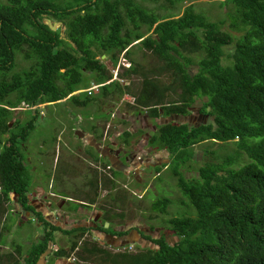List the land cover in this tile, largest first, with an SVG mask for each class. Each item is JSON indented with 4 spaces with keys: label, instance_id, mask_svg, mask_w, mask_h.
<instances>
[{
    "label": "trees",
    "instance_id": "1",
    "mask_svg": "<svg viewBox=\"0 0 264 264\" xmlns=\"http://www.w3.org/2000/svg\"><path fill=\"white\" fill-rule=\"evenodd\" d=\"M219 4L233 9L228 24L195 11L192 2L181 13L165 16L137 0L0 2V200L29 191L27 162L18 158V150L39 114L38 107L31 106L62 98L77 105L92 103L97 100L92 94L96 88L81 91L82 98L73 93L90 86L83 75L93 77L103 99L118 100L129 93L133 103L147 108L151 116L160 115V109L163 115L183 114L201 99L203 121L189 124L174 117L158 124L152 138L173 154L170 168L194 209L167 218L164 234L177 239L169 242L162 235L156 239L157 247L106 251L96 260L264 264V0ZM46 17L59 22L55 29ZM227 45L230 51L225 50ZM134 48L150 51L156 63L144 67L131 56ZM18 51L29 64L14 71ZM120 53L129 65L112 78L107 60L114 67ZM190 53L197 55L194 72L189 70ZM132 75L140 77L137 91L131 82H121ZM23 103L28 107L19 110L21 116L14 115L15 107ZM206 115L211 116L209 121ZM205 140L218 145L230 142L236 151L221 160H206L196 176L185 177L180 166L192 157V145ZM99 176L94 173L97 183ZM170 201L157 196L151 207L165 213ZM51 227L46 231L44 225L48 239L56 228ZM46 244V239L33 242L24 264H37ZM15 249L21 252L20 245ZM1 258L0 253V262Z\"/></svg>",
    "mask_w": 264,
    "mask_h": 264
},
{
    "label": "flooded vegetation",
    "instance_id": "2",
    "mask_svg": "<svg viewBox=\"0 0 264 264\" xmlns=\"http://www.w3.org/2000/svg\"><path fill=\"white\" fill-rule=\"evenodd\" d=\"M123 105L127 108L125 111H120V102L117 105L113 103L108 109L106 108L109 105L97 104L100 115L87 128L70 123L68 129L62 128L53 136L56 143L62 141V135L67 130L68 134L65 133L64 137L69 149H78V154L84 160L82 162H87L89 167L96 166L92 167L105 176L104 179L97 183L94 174L89 172V175H84L85 179L78 181L79 188L74 192L61 187L64 185H60L61 176L49 175L41 183L36 181L34 189L26 192L24 196L10 198L16 208L15 212H19L25 220L34 219L40 232L32 238L35 241L47 240L43 251H49L45 258L38 257L37 264H102L96 258L106 251L133 252L139 247H157L156 239L162 235L169 241L170 235L164 234V229L158 231L159 228L152 224L127 225L126 214L122 208L127 201L133 200L134 193L138 194L133 191V183L154 179L160 170V164L167 168L171 165L173 154L167 147L152 139L158 130V124L174 117L173 120L176 121L197 124L205 119V114L201 112L200 106L192 108L193 103L188 106V112L183 114L163 115L160 109V115L157 116H151L145 107H137L133 100L126 99ZM187 117L195 119L191 121ZM100 120H104L103 126H98ZM116 121L120 124L129 122L136 126H115ZM70 137L79 142L76 141L71 147L68 144ZM159 150L163 151L162 156ZM57 152L55 145V157ZM77 163L76 167L79 165ZM140 195L142 198L144 192ZM0 208L3 210L5 207ZM51 226L56 228L52 229L51 238L48 239L43 230L47 231Z\"/></svg>",
    "mask_w": 264,
    "mask_h": 264
},
{
    "label": "rangeland",
    "instance_id": "3",
    "mask_svg": "<svg viewBox=\"0 0 264 264\" xmlns=\"http://www.w3.org/2000/svg\"><path fill=\"white\" fill-rule=\"evenodd\" d=\"M4 1L5 0H0V2ZM137 1L147 6L148 8L153 9L157 13L162 14L163 16L179 14L188 3L192 2L195 11L205 14L209 19L213 21L225 19L226 24H228L229 19H231L229 12L233 11V9L230 7V4H219L220 0H178L173 2H168L166 0ZM162 4H164L165 7H163ZM57 23L59 24L58 21ZM233 34L237 35L238 32L233 31ZM225 50L230 51L231 46H225ZM131 56L134 57L137 61H140V63L144 65V67H149L157 61L156 57L148 50H144L143 52L134 48ZM99 57L102 58V54L101 56L99 55ZM188 57L192 59L189 70L191 72H194L196 70V64L194 63V60L197 59V55H195L194 53H190ZM128 62V60L122 57V53H120V55L118 56L117 64L114 67H112L110 65V62L107 60V64L109 65V72H111V74L113 75L112 78L117 77L119 72L123 71V68L129 65ZM28 64L29 62L22 58V51L16 52L15 65L13 70H19L22 67L27 66ZM85 76L83 75V77L85 78L84 82H89L90 80V85L96 84L92 76L87 74H85ZM162 76L163 80H167V75L162 74ZM121 82H131V89H133V91H137L140 86V77L138 75H132L129 80L124 81L123 79H121ZM82 85L83 84H81V86ZM97 88L95 90H92V94L96 96L97 100L93 101L92 103H88L86 106L75 104V101L73 99L64 101V98H62L58 102H50L46 103V105H39L38 111L43 113L42 117L37 116L34 128H32V130L29 132V135L25 140V144H21L18 150V158L21 157L23 161L26 160L27 162L26 167L29 176L31 177L30 185L28 186L29 191L34 189L36 181L37 183H41V181L43 179H47L49 175H55L62 176L60 185H62L63 183L64 185L61 187H65L69 191L73 190L75 192L76 189L79 188L78 181L85 179L84 175L89 173V170L87 169L88 165H84L82 163L77 166L78 168H68L65 169L64 172L62 171L64 168V154L68 150V146L65 143V141L67 140L65 139L64 134H68V131L66 130L62 135V141H58L57 143L53 141V136L54 134H57L62 128L68 129L70 127V123H74L77 126L81 125L84 128H87L88 124L90 122H93L97 118V116L100 115L97 104L109 105L106 108L108 109L110 108V105L112 106L113 103L117 105L120 102L122 103V108L120 109V111H125V109H127L125 108L126 106L123 105V103H125V100H133L132 95L129 93H124L121 97H119L118 100L103 99V97L99 96V91ZM76 94H80L79 96L81 98L84 96L81 91H77ZM172 97H175V95H172ZM201 105L202 100L196 99L193 102L192 108H198ZM24 108H27V106L23 105L20 109L16 108L14 115L21 116L19 110ZM68 113H71V116H68ZM192 114L190 116H192ZM186 119L194 121L195 117H187ZM206 119L207 121H209L211 119V116L208 115ZM97 124L98 126H103L104 120H100ZM119 125L122 127L128 125L133 127L136 126V124H130L129 122H122V124H120L118 121H116L115 126ZM76 141L73 137L68 138V144H70L71 147L72 145L76 144ZM210 142L211 141L205 140L192 145V157L180 166V170L184 173L185 177L196 176L198 166L202 165L206 160H221L225 155L233 154L236 151V147L230 142L226 145H218L219 143ZM55 145L58 152L56 159L53 160V148L55 147ZM158 152L161 153V156L163 155L162 150H159ZM242 157L243 160H246V156L244 154H242ZM164 158L166 157L164 156ZM162 165L163 164L159 165L158 169L160 170L157 173L156 177H154V179H149L148 181L140 182L138 184L133 183V191L137 192L138 194L136 195L134 193L133 200L127 201V204L122 208V210H124L126 214L125 220L127 221V225H141L147 223L148 225L152 224L155 227H158V231H162L166 225V220L168 217L172 215L182 214L184 213V211L188 210L194 211V209H192V207L188 204L187 197L181 194L172 169L170 167H162ZM140 172H142V170ZM62 173L66 174L62 175ZM79 175L80 177H78ZM141 192H144V196L142 198L140 195ZM162 195L169 197L171 200L166 207L165 213H161L160 211L151 207L153 200L157 196ZM15 196V194H11V198H14ZM1 202L2 203L0 204V207L3 206L5 208H3V210L0 208V232H2L0 235V253H3L2 251L6 252L9 249L10 251H14L15 244L20 245L22 250H29L32 246V243L37 242L34 240V238H32L34 237L32 235L33 232L38 228L35 224L34 219H32V221L34 222L25 220L22 215L14 214L10 209H7L5 212L6 208L13 207L14 210H16V208L14 207V204L10 199L1 200ZM18 216H20V218ZM19 219L20 221H18ZM7 228L8 230H6ZM4 230L6 231L4 232ZM57 234L58 232H56V236ZM59 238L57 239L58 242ZM174 240H176V237L170 235L169 241L172 242ZM5 245H7V249L3 248ZM2 255L3 258L1 259L3 260L5 258V255L4 253ZM20 257L22 258L21 261H24V253L20 254ZM3 263H7L6 260H4Z\"/></svg>",
    "mask_w": 264,
    "mask_h": 264
},
{
    "label": "crops",
    "instance_id": "4",
    "mask_svg": "<svg viewBox=\"0 0 264 264\" xmlns=\"http://www.w3.org/2000/svg\"><path fill=\"white\" fill-rule=\"evenodd\" d=\"M91 86V85H90ZM90 86H88V87H90ZM88 87H86V88H88ZM50 102H52V101H50ZM50 102H42V103H40V104H44V105H46V103H50ZM39 112V111H38ZM41 113V114H40ZM42 112H39V114H38V116H41L42 117ZM81 146H83V145H81ZM68 150L65 152V154H64V158H63V163H64V168H63V172H64V170L65 169H68V168H74L73 167V164H74V166H75V163H77V162H79V163H77V164H80V163H82V164H87V162H82V161H84L83 160V157L82 156H80L79 154H78V149H77V151H73V150H71V149H69V148H67ZM81 150H84V148L83 147H81ZM56 159V157H55V155H53V160H55ZM88 165V164H87ZM93 166V165H92ZM88 166L87 167V169L89 170V172L90 173H92V174H94L95 172H98L99 173V180H101V179H104V177L105 176H103L102 174H100V172L99 171H97V170H95V168H93V167H96V166ZM75 168H78V167H76L75 166ZM90 173H87L86 175H89ZM63 174H66V173H62V175ZM102 175V176H101ZM62 177V176H61ZM8 209H10L14 214H19V212H15L14 211V209H12V208H8ZM6 210L7 209H5V212H6ZM6 214V213H5ZM5 214H4V216H5ZM19 218H20V216H18ZM18 221H20V219L18 220ZM6 230H8V228L6 229ZM6 230H4V232L6 231ZM36 231V232H35ZM35 231L33 232V234L32 235H37V233H39L40 232V230H38V229H35ZM0 233H2V232H0ZM25 242H28V241H25ZM31 243V242H30ZM15 247L17 246L16 244L14 245ZM15 247H14V251H10V249L9 250H7L6 252H8V254L11 252L12 254V256L10 257L9 256V258L8 257H5L1 262H0V264H14V262L15 261H18L19 262V264H24V261H21V257H20V254H22V253H25L26 252V250H22L21 249V252L19 251H17L16 249H15ZM1 248V247H0ZM4 249H7V245H5L4 247H3ZM4 254L6 253V252H4V251H2ZM3 253H1V254H3ZM8 258V259H7ZM4 260H6V262L7 263H3V261ZM8 261H10V262H8Z\"/></svg>",
    "mask_w": 264,
    "mask_h": 264
},
{
    "label": "water",
    "instance_id": "5",
    "mask_svg": "<svg viewBox=\"0 0 264 264\" xmlns=\"http://www.w3.org/2000/svg\"><path fill=\"white\" fill-rule=\"evenodd\" d=\"M45 21L48 23V25L55 29V27H57L58 23L57 21H52L50 18H47L45 19ZM106 55L105 54H102V58L105 59ZM49 251V250H48ZM48 251H43L40 255H39V258H45V256L47 255Z\"/></svg>",
    "mask_w": 264,
    "mask_h": 264
},
{
    "label": "clouds",
    "instance_id": "6",
    "mask_svg": "<svg viewBox=\"0 0 264 264\" xmlns=\"http://www.w3.org/2000/svg\"><path fill=\"white\" fill-rule=\"evenodd\" d=\"M83 90H85V88L77 89V90L73 91V93H76L77 91H83ZM85 91H86V90H85ZM64 99H65V98H64ZM60 100H61V99H60ZM60 100H59V101H60ZM52 102H53V101H52ZM23 105H25V104L23 103L21 106H17V107H15V109H16V108L20 109V108H22ZM39 105H43V104H40V103H39V104H36V105H32L31 108H34V107H35V108H36V107L39 108ZM25 106H27V105H25ZM27 107H28V106H27Z\"/></svg>",
    "mask_w": 264,
    "mask_h": 264
},
{
    "label": "built area",
    "instance_id": "7",
    "mask_svg": "<svg viewBox=\"0 0 264 264\" xmlns=\"http://www.w3.org/2000/svg\"><path fill=\"white\" fill-rule=\"evenodd\" d=\"M97 87H98V84H93L90 87L85 88V90L90 93V90H92L93 88H97Z\"/></svg>",
    "mask_w": 264,
    "mask_h": 264
}]
</instances>
